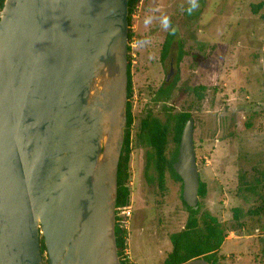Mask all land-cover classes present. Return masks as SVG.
<instances>
[{"label": "water", "instance_id": "1", "mask_svg": "<svg viewBox=\"0 0 264 264\" xmlns=\"http://www.w3.org/2000/svg\"><path fill=\"white\" fill-rule=\"evenodd\" d=\"M128 14V0L4 1L0 264H44V253L48 264H122L115 227ZM193 133L189 118L172 168L183 202L196 210Z\"/></svg>", "mask_w": 264, "mask_h": 264}, {"label": "rangeland", "instance_id": "2", "mask_svg": "<svg viewBox=\"0 0 264 264\" xmlns=\"http://www.w3.org/2000/svg\"><path fill=\"white\" fill-rule=\"evenodd\" d=\"M263 1L140 0L134 7L128 42V264H164L172 251L170 236L190 216L182 183L168 172L159 183L151 147L138 138L148 114L172 128L182 113L193 119L196 163L206 186L199 197V227L215 220L225 236L221 264H264V21L262 10L253 13ZM173 150L170 133L168 158ZM245 183L257 185L255 194ZM43 262L48 264L46 253Z\"/></svg>", "mask_w": 264, "mask_h": 264}, {"label": "trees", "instance_id": "3", "mask_svg": "<svg viewBox=\"0 0 264 264\" xmlns=\"http://www.w3.org/2000/svg\"><path fill=\"white\" fill-rule=\"evenodd\" d=\"M4 1L5 0H0V10L3 7ZM139 2L140 0H128V42H130L132 38V33L130 30L132 11ZM254 8V14H257L260 10H262L260 18L264 21V1L256 5V7ZM171 43L172 37L169 36L162 48V59H165L167 57ZM129 53L130 47L128 46V99L130 98V95L132 93L131 62ZM189 118L190 115L187 113L179 114L174 118V126L172 128L167 123H162L159 119L154 118L151 114H148L140 123L138 138L140 142L148 144L151 147L153 153L151 159L153 161L154 169L157 173V178L160 184L163 183V177L166 172L173 176L177 181L181 182V179L175 174L172 168V164L176 161L181 134ZM132 123L133 119L131 114V107L128 101L125 139L118 165V197L116 208L128 207L130 203L128 179L129 160L131 154L130 128L132 126ZM170 133L173 134L174 150L171 157L168 158L166 155V150L168 144V136ZM148 165H150V163L147 164V166ZM262 175L264 177V173ZM244 186H248V188L246 189L251 194H255L257 189L256 184L249 185L245 183ZM205 193L206 186L200 181L199 197H204ZM184 205L187 211L190 213V216L186 221L184 229L170 236L172 251L164 260V264H185L191 260L198 258L206 260L209 264H221L218 258V251L221 249V246L225 240V236L223 234H220L218 228L214 225L215 220H210V224L205 223L204 227L200 228L199 221L196 217L200 210V204H198V208L196 210L188 208L185 203ZM234 212L237 213L238 210L235 209ZM126 234V230L119 228L116 224V245L118 256L122 264H128L125 257V251L127 249ZM41 250L44 253L45 247L43 242H41Z\"/></svg>", "mask_w": 264, "mask_h": 264}, {"label": "built area", "instance_id": "4", "mask_svg": "<svg viewBox=\"0 0 264 264\" xmlns=\"http://www.w3.org/2000/svg\"><path fill=\"white\" fill-rule=\"evenodd\" d=\"M131 217V212L128 207L116 208V224L119 228L127 230L128 220ZM126 255V254H125Z\"/></svg>", "mask_w": 264, "mask_h": 264}, {"label": "flooded vegetation", "instance_id": "5", "mask_svg": "<svg viewBox=\"0 0 264 264\" xmlns=\"http://www.w3.org/2000/svg\"><path fill=\"white\" fill-rule=\"evenodd\" d=\"M167 76H168V75H167ZM172 76H173V75H172ZM170 79H171V78H170ZM165 81H166V80H165ZM169 81H170V80H169ZM169 81H168V82H169ZM168 82L166 81V83H168Z\"/></svg>", "mask_w": 264, "mask_h": 264}]
</instances>
